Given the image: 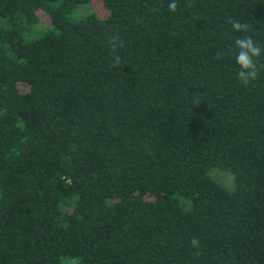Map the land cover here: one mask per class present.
<instances>
[{
	"label": "trees",
	"instance_id": "trees-1",
	"mask_svg": "<svg viewBox=\"0 0 264 264\" xmlns=\"http://www.w3.org/2000/svg\"><path fill=\"white\" fill-rule=\"evenodd\" d=\"M102 2L0 0V264H264V0Z\"/></svg>",
	"mask_w": 264,
	"mask_h": 264
},
{
	"label": "clouds",
	"instance_id": "clouds-1",
	"mask_svg": "<svg viewBox=\"0 0 264 264\" xmlns=\"http://www.w3.org/2000/svg\"><path fill=\"white\" fill-rule=\"evenodd\" d=\"M168 10L171 12L178 11V6L175 0H171L168 4ZM233 28L237 32H247L248 25L242 23L239 20L232 22ZM111 44V52L113 55V60L111 66L117 67L121 62V57L118 54V48L123 43V38L118 34L109 37ZM236 51L234 52L236 63L239 65L238 79L243 86H249L253 81H255L264 69V63H260L261 59H264V50L258 45L250 35H245L238 37L235 40ZM217 61L223 59V53L218 52L215 56ZM193 247L199 246V240L193 238L191 241Z\"/></svg>",
	"mask_w": 264,
	"mask_h": 264
},
{
	"label": "rangeland",
	"instance_id": "rangeland-1",
	"mask_svg": "<svg viewBox=\"0 0 264 264\" xmlns=\"http://www.w3.org/2000/svg\"><path fill=\"white\" fill-rule=\"evenodd\" d=\"M88 11H93L100 17H105L107 15V9L103 5L102 0H90V3L83 6V7H80L78 9L77 13L82 14V13H85ZM38 15H39L43 25L48 24L49 18L47 17L46 14H44L43 12L40 11V12H38ZM210 177L213 180L220 183L221 185H224L227 187L232 186V182H233L232 176L227 172H223V171H220L217 169H213L210 171Z\"/></svg>",
	"mask_w": 264,
	"mask_h": 264
}]
</instances>
